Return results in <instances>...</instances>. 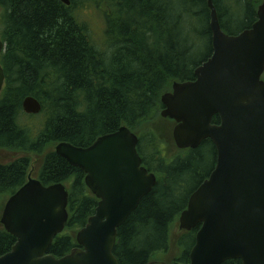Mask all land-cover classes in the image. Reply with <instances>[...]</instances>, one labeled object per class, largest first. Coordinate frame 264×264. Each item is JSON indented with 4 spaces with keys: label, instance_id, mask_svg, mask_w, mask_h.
<instances>
[{
    "label": "trees",
    "instance_id": "trees-1",
    "mask_svg": "<svg viewBox=\"0 0 264 264\" xmlns=\"http://www.w3.org/2000/svg\"><path fill=\"white\" fill-rule=\"evenodd\" d=\"M69 1L66 6L59 0H0L6 43L0 56L5 73L0 150L20 153L10 163L0 162V209L33 174L44 186L65 185L69 218L48 253L56 258L66 255L77 247L76 233L94 214L98 200L87 189L85 174L52 149L61 142L87 147L125 126L137 136V152L157 183L119 227L113 254L119 264H147L163 257L170 264H189L199 226L178 233L175 244L181 254L175 259L170 254L171 229L190 194L213 169L216 153L205 140L195 150L180 151L183 157L161 156V150L174 142L173 121L160 118V97L171 91L172 82L194 80L195 68L211 55L207 0ZM261 1L213 0L223 32L236 35L250 28ZM89 4L103 14L109 55L78 18L77 12ZM197 41L208 46L199 63L192 57ZM27 96L41 103L38 115L23 113L21 103ZM32 118L40 120L39 127L24 123ZM218 123L213 117L212 124ZM208 156L209 171L197 172L208 164ZM15 241L0 226V256Z\"/></svg>",
    "mask_w": 264,
    "mask_h": 264
},
{
    "label": "water",
    "instance_id": "water-1",
    "mask_svg": "<svg viewBox=\"0 0 264 264\" xmlns=\"http://www.w3.org/2000/svg\"><path fill=\"white\" fill-rule=\"evenodd\" d=\"M207 6L210 57L195 68L194 80L174 81L160 97V118L173 121L177 150H195L210 140L216 152L213 170L190 194L175 227L190 232L199 226L189 264H264V0L257 20L236 35L221 29L213 0ZM4 46L0 41V54ZM3 83L0 66V92ZM21 108L38 115L42 105L27 96ZM215 116L218 124H212ZM137 144V136L121 126L87 147L55 145L56 155L85 174L98 200L95 212L77 232V247L54 257L48 249L67 224L68 190L29 177L0 209V225L16 239L0 264H119L113 254L118 229L157 183L142 165Z\"/></svg>",
    "mask_w": 264,
    "mask_h": 264
},
{
    "label": "rangeland",
    "instance_id": "rangeland-1",
    "mask_svg": "<svg viewBox=\"0 0 264 264\" xmlns=\"http://www.w3.org/2000/svg\"><path fill=\"white\" fill-rule=\"evenodd\" d=\"M77 14H78L79 20L86 25L88 29V33L92 41L98 46V48H100L106 54L109 55L111 53L112 48L107 44V42L104 44L105 24H104V17H103L102 12L97 10L96 8H94L92 5L89 4L83 10L78 11ZM193 25L195 26V21L193 22ZM238 26L240 27V25ZM194 36L195 34H193V38L195 39ZM207 53H208V46H207L206 41H201V42L197 41V43L195 42V48L192 53V57L195 63L201 62L207 56ZM24 123L29 124L33 127L35 126L39 127L40 120L37 118H32V119H27V120L24 119ZM159 129H160V132L162 133V127H159ZM164 136H166V134ZM19 155L20 153L0 150V162H3V163L10 162L16 157H18ZM161 156H163L164 158H167V157L173 158V157H183L184 155L183 153L176 150L174 145H171V146H166L161 150ZM208 158H209L208 164L205 167L199 168L197 172H201L205 174L209 171L212 161L209 156ZM34 175L35 174H33V176ZM198 181H199V177L195 176V184L198 183ZM190 188L191 186H188V189ZM180 232L181 231H178V229L175 226H173V228L171 229V253L170 254H172V258L174 259L178 258L181 254V248L177 247V245L175 244L177 240L179 241L178 238L181 236V234L178 235V233ZM166 258L167 257H163L162 260H165Z\"/></svg>",
    "mask_w": 264,
    "mask_h": 264
},
{
    "label": "flooded vegetation",
    "instance_id": "flooded-vegetation-1",
    "mask_svg": "<svg viewBox=\"0 0 264 264\" xmlns=\"http://www.w3.org/2000/svg\"><path fill=\"white\" fill-rule=\"evenodd\" d=\"M259 6V5H258ZM258 8V7H257ZM257 10V9H256ZM1 14H2V11H1V9H0V41L5 45L4 46V48H3V51H2V53L5 51V48H6V43L4 42V39H3V33H4V27H3V21H2V19H1ZM256 20H257V17H256ZM1 53V54H2ZM1 54H0V56H1ZM0 66L2 67V65L0 64ZM2 69H3V67H2ZM3 72H4V70H3ZM263 76H264V73H263ZM263 76H262V80H263ZM264 81V80H263ZM4 85H5V73H4ZM212 143V142H211ZM216 153V152H215ZM216 162V161H215ZM142 165H143V162H142ZM144 166V165H143ZM215 166V165H214ZM214 168V167H213ZM213 170V169H212ZM211 170V171H212Z\"/></svg>",
    "mask_w": 264,
    "mask_h": 264
}]
</instances>
